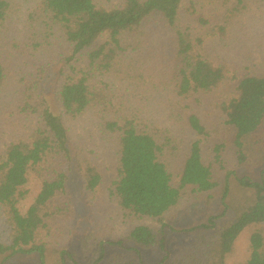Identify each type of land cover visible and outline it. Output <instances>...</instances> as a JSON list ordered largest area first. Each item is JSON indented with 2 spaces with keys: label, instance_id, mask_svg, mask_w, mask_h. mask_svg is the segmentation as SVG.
Masks as SVG:
<instances>
[{
  "label": "trees",
  "instance_id": "16d2710c",
  "mask_svg": "<svg viewBox=\"0 0 264 264\" xmlns=\"http://www.w3.org/2000/svg\"><path fill=\"white\" fill-rule=\"evenodd\" d=\"M263 9L264 0H0V135L9 130L0 146V264L14 254H37L43 264L47 253L53 264H145L144 251L156 252L158 264H228L239 238L246 254L232 264H264V75L239 78L241 67L218 53L241 31L264 26ZM152 19L162 29L146 26ZM4 44L15 57L38 59L35 73L25 63L29 72L18 80ZM52 60L63 67L57 102L64 121L39 94ZM11 79L15 91L5 93ZM9 107L31 122L27 132L10 120ZM164 111L176 113L171 125L159 118ZM78 119L97 126L116 160L108 198L125 221L150 219L164 228L187 189L217 200L218 214L182 229L192 242L176 251L167 250L162 231L137 225L119 239L85 241L79 261L55 223L69 216L58 202L63 165L75 162L90 201L100 195L103 174L85 148L71 153L67 122ZM186 126L213 141L211 156L199 140L186 149ZM33 180L40 184L35 195Z\"/></svg>",
  "mask_w": 264,
  "mask_h": 264
},
{
  "label": "rangeland",
  "instance_id": "374dc122",
  "mask_svg": "<svg viewBox=\"0 0 264 264\" xmlns=\"http://www.w3.org/2000/svg\"><path fill=\"white\" fill-rule=\"evenodd\" d=\"M219 12L217 15H219ZM264 17V9L262 10ZM146 26H149L153 31L156 29H162L157 19H152ZM255 25H251L253 27ZM18 27V28H17ZM194 30L202 31L201 27L197 25L192 26ZM15 33L22 29L19 24L14 26ZM240 37L235 42L234 46L228 50H218V53L225 56L229 61L235 62L241 67L239 78L243 74H257L264 75V26L256 28L252 31H241ZM257 46L261 47V51L256 50ZM2 50H8L11 55V62L17 68L15 77L19 78L27 71L25 69V63L28 65V69L35 73V70L31 65H35V57H15L13 53L7 49L4 44ZM46 73L40 79L39 94L45 99L50 110L56 114L61 115V111L57 102V93L60 86V71L62 70V64L60 61H51ZM83 63H78V67H83ZM9 87H5L3 91L10 93L11 89L15 91L14 80H8ZM234 85L228 83L224 89L229 93L232 92ZM20 93V92H19ZM18 93V94H19ZM17 94V95H18ZM17 107V104H15ZM12 107H9L10 120L18 122L21 128H24V132H27V128L31 126V122L25 121L23 116L12 113ZM167 111L159 114L160 119H164L167 115ZM176 113H172L169 117L165 118L167 125L172 124V117ZM186 116V112H184ZM32 117H30L31 119ZM63 118V116H62ZM33 119V118H32ZM9 120V119H8ZM34 120V119H33ZM64 121V118H63ZM69 129V148L71 153H74L78 147L85 148L90 153L91 160L96 164L99 170L103 174L102 187L100 195L95 201H90L87 197V193L84 190L83 182L80 175L77 172L75 162L64 163L63 170L65 171L67 182L64 195L59 199L61 205H67L66 213L69 214L65 219L57 218L55 223L63 228V247L75 255L79 261H84L80 255V247L85 241L89 240V244L94 241L106 242L109 239L122 238L132 226L146 225L153 228L155 231H162V235L166 239L167 250L176 251L179 247L186 246L192 242V236L183 233L182 229H187L195 225L202 224L210 216L218 214V202L213 200L208 203L202 196L195 195L190 189H187L181 205L173 211L167 213L164 216L163 223L161 224L150 219H144L139 222H127L123 218V213L117 204L110 201L108 198V190L111 187L112 182L116 180V160L114 156L105 149L99 138L97 126L93 123L78 119L73 124H68ZM4 135H0V146L2 143L9 141V130L3 131ZM199 140L203 145L205 151V157L208 158L212 155L211 148L213 141L204 140L196 136L187 126L184 133V144L186 149L191 141ZM223 162H227V169H232V151L227 150L222 154ZM224 172H219V179L222 178ZM179 178H176L174 184L177 185ZM31 192L35 195L39 189L40 184L38 181L33 180L31 183ZM238 195H244L246 192L237 191ZM31 201L26 202L22 206V211H26ZM162 229V230H161ZM85 238V239H84ZM84 239V240H83ZM109 248V247H107ZM94 250V246H91ZM246 254L245 239L239 238L237 242V252L234 259L228 262L232 264L234 261L244 257ZM145 264H158L159 256L156 252L144 251L142 253ZM43 264H53L54 258L50 253H47L44 258ZM40 257L37 254H14L5 260L4 264H40Z\"/></svg>",
  "mask_w": 264,
  "mask_h": 264
}]
</instances>
